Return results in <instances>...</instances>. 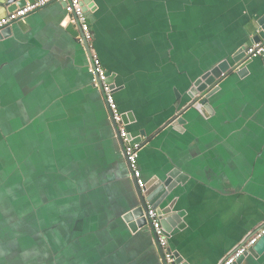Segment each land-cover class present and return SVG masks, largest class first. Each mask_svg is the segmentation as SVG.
<instances>
[{
    "label": "crops",
    "instance_id": "0c3cea01",
    "mask_svg": "<svg viewBox=\"0 0 264 264\" xmlns=\"http://www.w3.org/2000/svg\"><path fill=\"white\" fill-rule=\"evenodd\" d=\"M91 1L89 45L57 2L0 38V264H164L151 229L123 219L139 188L93 54L143 146V179L184 180L162 205L185 213L170 248L220 264L264 225V56L224 76L206 106L190 94L256 43L264 0ZM236 264H264V252Z\"/></svg>",
    "mask_w": 264,
    "mask_h": 264
},
{
    "label": "built area",
    "instance_id": "2783aa9c",
    "mask_svg": "<svg viewBox=\"0 0 264 264\" xmlns=\"http://www.w3.org/2000/svg\"><path fill=\"white\" fill-rule=\"evenodd\" d=\"M54 2L65 5L69 15L71 16L72 22L80 27L82 34L80 38L81 43H84V45L92 43L94 35L88 21V14L83 0H37L33 3H28L26 6L18 8L0 20V33L6 28L11 27L14 23L24 21L29 15ZM263 56L264 40L259 43L252 44L245 50L244 63L251 62L257 58H262ZM90 72L93 76V86L100 89L105 96L111 117L117 127L119 137L123 142L124 154L130 166L132 176L134 177L138 188L142 190L147 185L146 181L142 177L139 165L140 152L143 146L127 131L124 120L125 115L120 111L117 105L114 88L108 82L109 76L107 71L96 54L91 56ZM147 219L152 226V232L156 237L159 247L163 250L164 264H178V258L169 245L170 237L164 231L162 227V220L156 210L149 209ZM262 237H264V225L256 233L244 241L238 249H236L229 257L224 259L220 264H236L239 259L247 255L250 250L257 245Z\"/></svg>",
    "mask_w": 264,
    "mask_h": 264
},
{
    "label": "water",
    "instance_id": "95a60500",
    "mask_svg": "<svg viewBox=\"0 0 264 264\" xmlns=\"http://www.w3.org/2000/svg\"><path fill=\"white\" fill-rule=\"evenodd\" d=\"M37 0H10L9 5L12 8V12L17 10L18 8H22V4L33 3ZM84 5L86 6V12L88 14V10L92 7L91 0H83ZM261 28L258 32V35L255 37V42L259 43L264 40V17L258 23ZM5 31H11V28L8 27L0 33V38L4 37ZM245 60V51H242L241 54H237V56L233 59V65L229 61H224L219 64L217 67H214L206 76L197 80L194 87L191 90V97L194 98V103L198 102L197 98H202L199 101L200 106H206L208 104V95L212 93L214 90L218 88L219 82L222 80L224 76H226L230 72L237 71L238 74L243 75L247 71V66L250 62L244 63ZM109 82V81H108ZM110 84L113 83L111 80ZM113 87V84H112ZM114 88V87H113ZM125 120V117H124ZM118 133V131H117ZM119 135V134H118ZM179 173L177 171L171 173L165 181H157L156 179L152 180L150 183L146 185L144 189L138 190L139 204L132 208L126 215H124L123 219L125 223L128 225L131 232L136 233L139 230L150 228L152 231V226L147 219V214L149 209L156 210L157 214L162 220V227L166 234L170 237L171 232L174 228H181L182 221L181 218L184 217V212H174V202L168 204L166 207H162V205L168 201L171 196L173 190L176 187V182L182 179H177V175ZM177 224V225H176ZM154 236V234H153ZM156 246L159 249L161 258L163 260V250L159 247L156 237L154 236ZM264 252V237H262L257 245L253 249L250 250L254 256L261 255ZM177 256L178 264H188L184 262L178 253H175ZM244 258V257H243ZM242 260L239 259L238 263Z\"/></svg>",
    "mask_w": 264,
    "mask_h": 264
},
{
    "label": "snow or ice",
    "instance_id": "6c2138e0",
    "mask_svg": "<svg viewBox=\"0 0 264 264\" xmlns=\"http://www.w3.org/2000/svg\"><path fill=\"white\" fill-rule=\"evenodd\" d=\"M22 6H26V4H22Z\"/></svg>",
    "mask_w": 264,
    "mask_h": 264
}]
</instances>
